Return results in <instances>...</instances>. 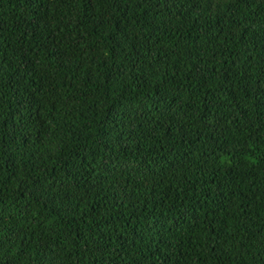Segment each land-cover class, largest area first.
Listing matches in <instances>:
<instances>
[{"label": "trees", "instance_id": "16d2710c", "mask_svg": "<svg viewBox=\"0 0 264 264\" xmlns=\"http://www.w3.org/2000/svg\"><path fill=\"white\" fill-rule=\"evenodd\" d=\"M0 264H264V0H0Z\"/></svg>", "mask_w": 264, "mask_h": 264}]
</instances>
